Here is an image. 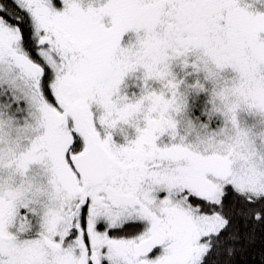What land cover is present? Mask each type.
<instances>
[{
    "label": "snow or ice",
    "instance_id": "obj_1",
    "mask_svg": "<svg viewBox=\"0 0 264 264\" xmlns=\"http://www.w3.org/2000/svg\"><path fill=\"white\" fill-rule=\"evenodd\" d=\"M241 111L264 117V0H0V264H264Z\"/></svg>",
    "mask_w": 264,
    "mask_h": 264
},
{
    "label": "rangeland",
    "instance_id": "obj_2",
    "mask_svg": "<svg viewBox=\"0 0 264 264\" xmlns=\"http://www.w3.org/2000/svg\"><path fill=\"white\" fill-rule=\"evenodd\" d=\"M134 38H135V33L129 32L125 34L122 43L124 45H127L128 43L131 42V40H134ZM189 59H191V57ZM172 70L176 74L177 78L185 79L189 83H191L193 80L197 78L203 81L204 78L203 72L194 71L191 65H189L188 67H184L180 62V59H177L176 61L173 62ZM142 74H143V69H138L136 71L126 74V76L123 78L119 86L120 93L123 95H127L129 99H135L136 97H138L142 91V88L144 87V81L141 79ZM149 83L152 85L153 88L159 87L158 82L149 81ZM205 87L207 89H210L212 85L208 82H205ZM199 98L201 102H207L209 98L208 92L200 93ZM239 122L242 127L250 130L253 134H258L261 131H264V117H262L259 114L250 113L248 111H241L239 113ZM223 123H224V118L222 116H218L216 119L212 121V127L216 128L222 126ZM111 132L113 134L114 140L117 143L124 142L125 137L132 139L136 135V130L134 127L122 122L118 124L116 128L112 129ZM177 134L178 136L184 135L185 130L182 127H178ZM161 140L167 142L169 140L168 134L165 133L161 137Z\"/></svg>",
    "mask_w": 264,
    "mask_h": 264
},
{
    "label": "trees",
    "instance_id": "obj_3",
    "mask_svg": "<svg viewBox=\"0 0 264 264\" xmlns=\"http://www.w3.org/2000/svg\"><path fill=\"white\" fill-rule=\"evenodd\" d=\"M253 260H258V257H256L255 253H253L252 259H249L248 262H247V264H253Z\"/></svg>",
    "mask_w": 264,
    "mask_h": 264
}]
</instances>
